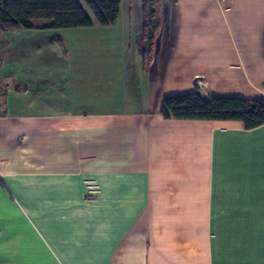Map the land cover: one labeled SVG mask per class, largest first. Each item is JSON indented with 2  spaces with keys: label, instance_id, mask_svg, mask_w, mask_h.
<instances>
[{
  "label": "crops",
  "instance_id": "obj_1",
  "mask_svg": "<svg viewBox=\"0 0 264 264\" xmlns=\"http://www.w3.org/2000/svg\"><path fill=\"white\" fill-rule=\"evenodd\" d=\"M92 22L0 35V264H264V125L160 114L264 100V0H163L145 61L140 0Z\"/></svg>",
  "mask_w": 264,
  "mask_h": 264
},
{
  "label": "trees",
  "instance_id": "obj_2",
  "mask_svg": "<svg viewBox=\"0 0 264 264\" xmlns=\"http://www.w3.org/2000/svg\"><path fill=\"white\" fill-rule=\"evenodd\" d=\"M140 2L142 29L138 47L145 61L159 28L163 0ZM119 8L120 0H0V35L31 30L38 21H49L50 29L64 30L90 28L93 18L100 27H109L117 22ZM160 114L166 120L240 122L245 130H251L264 125V100L216 96L205 99L195 91L164 98Z\"/></svg>",
  "mask_w": 264,
  "mask_h": 264
},
{
  "label": "rangeland",
  "instance_id": "obj_3",
  "mask_svg": "<svg viewBox=\"0 0 264 264\" xmlns=\"http://www.w3.org/2000/svg\"><path fill=\"white\" fill-rule=\"evenodd\" d=\"M128 0H123V2H127ZM38 22H41V21H38ZM93 32L94 31H91V32H89V35H93Z\"/></svg>",
  "mask_w": 264,
  "mask_h": 264
}]
</instances>
